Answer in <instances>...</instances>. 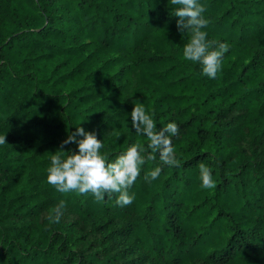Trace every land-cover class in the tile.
<instances>
[{
	"label": "trees",
	"instance_id": "obj_1",
	"mask_svg": "<svg viewBox=\"0 0 264 264\" xmlns=\"http://www.w3.org/2000/svg\"><path fill=\"white\" fill-rule=\"evenodd\" d=\"M200 3L229 44L213 79L184 60L171 0H0V264H264V0ZM134 104L176 122L175 163L132 127ZM79 125L106 160L131 143L153 157L130 204L47 182Z\"/></svg>",
	"mask_w": 264,
	"mask_h": 264
},
{
	"label": "clouds",
	"instance_id": "obj_2",
	"mask_svg": "<svg viewBox=\"0 0 264 264\" xmlns=\"http://www.w3.org/2000/svg\"><path fill=\"white\" fill-rule=\"evenodd\" d=\"M171 3L176 6L171 15L178 17V30L191 33L188 42L183 45L184 60L198 64L201 75L215 78L229 44L208 38V32L204 29L209 25V19L204 15L205 8L200 0H171ZM130 118L132 127L148 138V147L158 151L160 161L175 163L168 134L177 133L176 122L169 121L163 128L157 129L152 115L139 104H134ZM3 141L4 137L0 138V142ZM69 143H75L77 150H63V156L52 154L50 157L46 177L50 185L61 192H91L96 199H103L106 193H118L116 203L121 206L133 201L134 194H130L129 189L140 175L146 159L153 157H145L142 155L143 148L131 143L114 158L106 160L101 153L104 147L102 140L97 138L95 131L80 125L62 141L64 145ZM198 167L201 186L205 189L215 188L211 167L205 163H200ZM160 172L159 166L154 167L145 174V179L154 180Z\"/></svg>",
	"mask_w": 264,
	"mask_h": 264
}]
</instances>
